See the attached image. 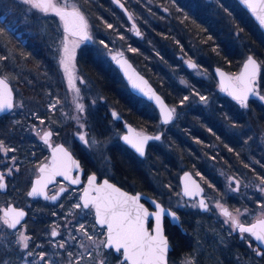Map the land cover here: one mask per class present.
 <instances>
[{
    "label": "trees",
    "instance_id": "1",
    "mask_svg": "<svg viewBox=\"0 0 264 264\" xmlns=\"http://www.w3.org/2000/svg\"><path fill=\"white\" fill-rule=\"evenodd\" d=\"M76 1L95 24L97 39L105 43L119 40L134 64L170 104L178 107L176 119L167 125L161 124L156 113L151 117L142 115L135 95L119 70L102 64L91 51L83 55L82 66L88 85L96 87L97 93L106 98V103L118 107L147 132L163 133L161 138L166 144L159 147L154 141L150 150L154 176L158 175L175 191L179 188L182 171L190 169L194 173H208L210 163L215 160L235 173L244 168V184L247 186L264 178V106L252 100L245 109L239 108L237 101L215 92L214 78L198 77L187 64L194 61L195 66L211 72L215 65L238 71L244 58L253 53L264 68V33L237 0H121L139 27L140 36L130 32L131 21L112 0ZM8 10L10 14H7ZM0 14L6 15V20H0V57L3 58L0 59V73L23 89L29 104L22 114L0 117V138L12 140L23 136L21 162L27 168L34 161L31 148L36 143L29 130L30 124H36L41 117L46 121L50 117L59 120L57 101L62 97L63 79L56 56L42 44L43 40L58 39L53 35L58 23L48 16L33 18L35 13H27L18 0H0ZM7 22L17 23L15 32L31 28L30 43L24 44L22 38L8 29ZM108 24L112 27H107ZM185 96L187 100H184ZM196 96L209 97V106L194 105ZM21 116L25 121L23 131L17 124L13 126L14 131H10L12 124L5 121ZM228 123L232 128L226 126ZM140 173L131 172V181L144 186V177ZM153 188L147 190L148 193L165 202ZM245 199L255 202L264 200V197L258 189L247 188ZM2 200L1 195L0 203ZM52 215L54 209L49 206L38 205L31 210L27 226L36 243H48L45 240L46 226ZM61 215L67 216L66 213ZM182 219L186 232L166 222V233L174 247L172 251H218L208 244L200 245L198 240L202 242V236H196L197 230L186 217ZM48 250L49 247L41 245L38 252L46 255L44 264H53ZM23 254L11 249L3 251L0 244V264H20ZM206 255L208 264H225L219 253L212 258L210 253Z\"/></svg>",
    "mask_w": 264,
    "mask_h": 264
},
{
    "label": "flooded vegetation",
    "instance_id": "2",
    "mask_svg": "<svg viewBox=\"0 0 264 264\" xmlns=\"http://www.w3.org/2000/svg\"><path fill=\"white\" fill-rule=\"evenodd\" d=\"M35 15L36 16L33 18L39 19V16L45 17L42 14L37 15V13H35ZM48 17L58 23V29L53 32V35L58 39L55 41L51 40L50 42L43 40L42 44L44 43L43 45L49 47V51L56 56V64L61 74L57 51L62 35L64 37L65 34L71 38L76 40L80 39L82 41H87L88 39H81L78 36H71L65 33L64 28L62 29L59 24L60 18L55 14L49 15ZM19 32L21 33L22 42L24 44L30 43L28 37L30 33L32 34V29H23ZM38 42L33 41L32 43ZM89 48L90 47L80 49L78 56L79 72L85 79L86 76L83 72L82 58L87 51L93 52L92 49ZM114 66L116 67L115 64ZM0 74L11 82L15 91L14 107L9 113L1 116L22 114L25 110V106H20L18 100L21 96L24 97L26 94H24L23 89L20 90V94L9 77L2 73ZM42 91L46 92L45 90ZM62 91H64V89H62ZM250 102H252V97L248 104ZM140 110H142V115H147L144 111L146 109ZM156 111L158 112L155 107V112ZM113 113L116 115L114 116ZM86 114V133H88V130L91 128L94 134L91 137L97 139L98 142H100V146H103L104 142L106 143L108 160L105 164H102L99 158L95 156L93 150L88 148L87 144L79 139L77 136V129H75L71 122H66L61 125L60 119L54 120L52 117H50L49 121L43 119L44 117L40 118L47 124V130L45 132L52 133L48 139V143H45L44 139L41 138L44 132L40 136H37L35 132L36 127L41 124L42 120L37 119L35 122L36 124H30L29 130L33 134L36 143L32 144L33 146L31 148V156L34 158V161L32 160L27 168H24L21 162V157H23L22 154L24 153V146L21 142L23 141V136L12 138V140L3 137L0 138V141L3 142L5 147L11 149V151L8 152L0 151V175H3V181L6 183V188L4 190L0 188V196L2 195L3 197L0 203V205H3L2 217L4 218L3 209L9 204H14L16 207L27 210L28 216L26 220L16 229L26 224V233L30 239L28 241L29 246L24 251L33 253V251H38L37 247L39 243L34 241L32 234L29 232L27 219L30 216L31 210H35L38 205L49 206L54 209V215L49 217L46 229L51 231V233L50 236L45 235V240L50 243V246L52 245L50 254L53 256V259L55 258L63 264H101V261H103V264H129L123 260L122 250L117 252L114 248H106L105 245L101 243V241H106V227L99 226L96 223L93 208L89 207L85 209L82 206L77 208L75 205H83L81 197L84 189L89 184L88 178L92 175L96 176L95 184L102 183L103 179L106 178L127 191L133 193L140 191L151 195L147 190L152 189L153 161L152 152L150 150L154 141L147 144L143 156L136 153L128 144L123 142L121 136L125 132L126 123H131L140 132L147 131H143V128L139 126L136 121L130 119V116L127 117L123 114L118 107L106 103V98L104 97H102L101 102L97 104L89 114L88 110H86ZM22 116L20 119L13 118L5 121L12 124L10 131H14L13 126L15 124L19 126L20 131H23L25 121L22 119ZM67 126H70L71 129L68 130L66 128ZM116 131L122 134L117 136L115 135ZM113 133L114 135L112 136L111 134ZM57 146L65 148L72 159L79 164V167L71 168L68 179L64 176L57 175L47 185L48 197L57 194L63 189L56 201L40 196H29L28 193L33 185L34 179L40 175V165L45 162H50L49 159L52 154L51 148L56 149ZM137 171H140V174L144 177V186L137 185L136 181H131L133 179H131L130 173H136ZM194 175L197 177L196 173H194ZM230 175L235 176L238 182L234 189L228 192L226 188L227 185L221 180L224 179L227 181ZM202 176V180L199 177L197 178L204 186L203 196L205 197L207 208L203 210L200 207L199 198L195 197L193 199H188L195 204V206L189 210L184 211L176 207L173 209L179 214L181 223L183 222L182 217H186V220L197 230L198 234L196 236H202V242L198 240L200 245L206 246V244H208L209 247L212 246L211 249H218V251H171L169 254V264H187L189 258L194 259L195 264H208V255H206V253H210L211 258L219 253L221 255L220 258L225 261V264H264V243L257 241L250 233H241L239 228L234 227L231 220L222 214V208L218 207V205H220L224 209H227L233 216H236L243 225H250L258 218L264 217V215H262L264 214V210L261 212V215H253L260 205L264 206V200L255 202L244 200V191L250 188V186H244V168H241L239 172L235 173L232 169L222 167L216 163L215 167L211 168L208 173H202ZM72 180L78 182L72 183ZM164 184L167 186L166 183ZM156 198L165 206H170L167 202H163L158 197ZM144 203L150 206L145 200ZM250 204L253 205L252 208L249 206ZM237 210L239 211L237 212ZM62 213H66L67 216L62 217ZM167 221L168 220H166V222ZM81 225H84L83 230H81ZM2 228L6 230L10 229L11 233H14L16 230L9 228L7 225H2L1 223L0 231H2ZM53 230L57 232V235H52ZM89 236L95 241L99 240V246L96 245L83 249L82 242L84 238H86V241L89 240ZM0 244L3 251H10V249L11 251L20 250L18 244L16 245L14 234L5 238H3L2 234ZM60 244H63L64 247H59ZM16 246L17 250H15ZM236 251L239 252L235 253ZM233 253H235V256ZM53 264L58 263L55 261Z\"/></svg>",
    "mask_w": 264,
    "mask_h": 264
},
{
    "label": "snow or ice",
    "instance_id": "3",
    "mask_svg": "<svg viewBox=\"0 0 264 264\" xmlns=\"http://www.w3.org/2000/svg\"><path fill=\"white\" fill-rule=\"evenodd\" d=\"M21 2L25 5H29L32 9L39 10L45 14L49 12L54 13L64 22L65 33L71 36H78L81 39L91 38L88 35L89 25L87 20L84 15H82L80 10L74 5L71 6V11H69L67 10L68 5L65 4L64 6H60L55 2V0H21ZM115 2L119 3V0H115ZM241 2L251 10L259 23L264 26V0H241ZM120 6L123 7V5ZM221 7L224 6L221 5ZM224 10L227 11V8ZM129 19H131V16ZM107 27L111 28L112 25L108 24ZM133 27H135V25ZM0 31H2V29H0ZM137 35H139L138 31ZM65 39H67V36ZM100 43L103 44L104 42L101 41ZM131 51H135V49H131ZM64 52L65 58L62 59L60 63L68 77L69 84L74 88L76 93L79 94L80 89L75 87V78L70 68L71 55L69 54V49L66 44ZM0 59L3 58L0 57ZM190 66L195 67L194 64H190ZM258 70L259 66L257 61L252 56H249L247 62L244 64V71L239 77L235 78L238 82V87L232 86L231 90H229V88L223 87L222 81V90L229 91V95H232L233 98L241 104V106L247 107L248 95L256 94L253 88V83ZM220 75L222 77L224 76L223 73H220ZM152 96H154L156 101L160 104L163 123L167 124L173 119L175 108H167L159 96H155L154 93H152ZM187 99L188 97L185 96L184 100ZM260 99L264 100V96H260ZM11 100V90L9 89L7 83L0 79V111L11 108L13 106ZM200 100L206 101L207 97L200 96ZM52 107H55V105H52ZM77 107L80 111L84 110L83 105H78ZM113 115L115 116L116 114L113 113ZM41 123H43V121H41ZM51 135V132H44L41 138L44 139L45 143H48V139ZM79 139L85 144L89 143L84 134H80ZM149 139L159 140L160 137L138 136L136 139L129 136L124 137L125 142L130 144L141 156L144 155L145 144ZM229 150L231 151V149ZM0 151L8 152L11 151V149L6 148L3 142L0 141ZM55 153L61 154L59 159H57ZM53 159V169L50 171L48 180H50L53 175H63L66 179H68L71 168L79 167V164L72 159L69 152L62 146H57L54 150ZM40 171L44 173L47 170L45 168H41ZM3 180V175H0V188L4 187ZM95 181V175L88 178L89 189L85 190L83 205L77 204L75 207L80 208L82 206L85 209L89 207L95 209L96 222L101 226H106L107 228L106 241H101V243H103L106 247H114L117 252L122 250L124 260L129 262V264H166V254L168 252L169 243L163 233L162 226V217L165 215V209L162 208L160 204H156L158 211L149 213L148 210L144 208L141 203H139V195L129 196L127 193L122 192L119 188L109 184L107 180H105L102 185L98 186L95 184ZM47 182L48 181L46 180L38 179L28 195H43L46 199L55 200L56 196L48 197L44 192ZM77 182L78 181L76 180H72V183ZM260 182L261 185H264V178H260ZM198 190L202 191V189ZM61 191H63V189H61ZM91 191H94L96 195H91ZM260 191L264 192V187H261ZM185 194H191L187 185L185 186ZM153 203H155V201H153ZM200 207L205 209L207 208V205L203 200L200 201ZM218 207L222 208V214L231 220L233 226L239 228L241 233H250L257 241L264 243V219H258L257 222L252 224L250 227H245L239 222L238 218L233 216L227 209H224L220 205H218ZM238 211L239 210H237V212ZM24 215L25 213L23 211H17L9 208L4 213L3 223L9 228L15 229L16 226L20 224ZM150 215L155 217V227L151 231L145 227V221ZM170 215L173 218H177L175 212L170 213ZM80 227L81 230H83L84 225H81ZM52 235H57V232L53 230ZM29 239L30 238L28 236L21 233L18 242L21 243L25 249H27L29 246ZM89 239H91L90 236ZM59 247L63 248L64 245L60 244ZM31 254L32 253L29 252V255ZM41 259H44V257L41 256ZM101 264H103V261H101ZM187 264H195V260L189 258Z\"/></svg>",
    "mask_w": 264,
    "mask_h": 264
},
{
    "label": "rangeland",
    "instance_id": "4",
    "mask_svg": "<svg viewBox=\"0 0 264 264\" xmlns=\"http://www.w3.org/2000/svg\"><path fill=\"white\" fill-rule=\"evenodd\" d=\"M22 6V8L29 13L30 15L33 13H37V15H43V16H49L52 15L54 13L49 12L47 14L36 10V9H32L29 5H25L21 2V0H18ZM55 2L60 5V6H64L65 4L68 5V8H71V6H75L77 7L85 16V19L88 22V35L91 37L90 39H88L87 41H82V40H76L74 38H71L67 35L64 34V37L62 35L61 40H60V45L57 51V56L59 61H61L62 59L65 58V52H64V47L65 44L67 45L68 49H69V54L71 55V59H70V68L72 70L73 76L75 78V87L80 89L79 94L76 93V91L74 90V88L69 84V80L68 77L64 71L63 66L60 65V69H61V75H62V79H63V87H64V92H62V97H59L58 100V117L61 121V125L63 123L66 122H71L73 124V126L75 127V129H77V136L79 137L80 134H84L86 139L89 141V143L87 144L88 148H90L91 150H93L95 156L97 158H99V160L101 161L102 164H105L107 162V148H106V143L104 142V147L100 146V142H98L97 139L91 137L93 134L92 129L90 128V130H88V133H86V119H87V114H86V110H88V114L90 113V111L95 108L97 106V104H99L101 102L102 99V94L101 93H97V91L95 90V88L91 87V85H88L87 79L83 78L80 75L79 72V65H78V56H79V52L80 49L82 48H88L92 49L93 54L100 59V61L102 62V64L106 65V66H110L111 68L115 67L114 64L112 63V55L118 51H122L123 48L121 47L120 41L119 40H111V42L109 43H103L101 44L100 40L97 39L96 36V26L95 24L92 22V20L89 18L88 14L84 11L83 7L79 6L78 1L76 0H55ZM10 14V11L8 10V13ZM0 20L4 21L6 20V15L5 14H0ZM59 24L61 25L62 29L64 28V22L60 19ZM7 27L9 30L11 31H17L16 27H17V23H13V22H7ZM129 30L131 33L134 32V27L131 26L129 27ZM17 36L21 37V33L20 32H15ZM67 36V39H65V37ZM106 45V46H105ZM188 65L190 64H194L196 65V63L194 61H188L187 63ZM0 66H2L0 64ZM191 72L195 75H197L198 77H202L205 78L207 80H211L212 78L215 79L216 81V86H215V92L221 94V95H227L226 93L222 92L218 82L216 80V77L214 75L213 72L208 71L203 69L200 66H195V67H188ZM240 70V69H239ZM238 71H229L230 74L232 75V77L235 79L238 76ZM264 70L263 65L261 64V72L259 74V76L256 78L255 80V95H252V100L255 103H258L262 106H264V100L260 99V96H264V80L262 79V71ZM15 71V70H14ZM16 72V71H15ZM83 81V82H82ZM128 86V85H127ZM15 88L19 91V93L21 94V88L19 85H15ZM20 88V89H19ZM129 88V87H128ZM130 90V89H129ZM132 93V92H131ZM228 96V95H227ZM230 97V96H229ZM231 98V97H230ZM27 97L26 96H21L19 98V103L20 106L23 105L25 106V108L29 107V104L27 102ZM135 100H136V104L139 108L141 109H146L144 110L147 113V117H151L152 115H154V113H156L158 115V112H155V107L153 106L152 103L148 102L147 100H144L140 97L135 96ZM195 103L196 104H200L201 106H205L208 107L209 106V101L210 98L207 97L206 101H201L200 97L196 96L195 97ZM234 100V99H233ZM237 101V100H235ZM238 102V101H237ZM238 107L239 108H246L241 106V104L238 102ZM28 105V106H27ZM78 105H83L84 106V110L80 111L79 108L77 107ZM173 108H175V115H174V119H176L177 114H178V107L177 105H172L170 104ZM38 109H42L41 107H37ZM43 121V119H40ZM158 120L159 119V115H158ZM47 124L43 121V123H41L40 125H38L36 127V135L40 136L43 132H45L47 130ZM90 125V123H89ZM228 125L229 128L231 127V124H226V126ZM230 125V126H229ZM68 130L71 129L70 126L66 127ZM143 131H146L145 129H142ZM122 133L116 131L115 135L120 136ZM112 136L114 135L111 134ZM260 140V139H259ZM165 139H160V140H156L157 144L159 147H163L166 142ZM263 141V140H260ZM162 142H164V144H162ZM104 162V163H103ZM216 166V162L215 160L212 162V164L210 163V166L208 167V171ZM197 177H199L201 180L203 179L202 173L198 172L196 173ZM221 181L224 182V184H226V188L229 191H232V189H234V187L236 186L238 180L236 179L235 176L230 175L226 180L222 179ZM250 185V189H258L259 193H261V196L264 197V192L260 191L261 187H264V185H261L260 180L258 181H252ZM152 186L154 187V191L159 195V197L161 196V198H163L165 200V202H167L170 207L172 208H179L182 209L184 211L189 210L190 208L194 207L195 204L191 201H189L188 199L184 198L181 195L180 192V186L177 190L172 191L168 186H166L164 184V182L160 179V177L158 175L154 176V174H152ZM245 186V184H244ZM2 208L3 205H0V224L2 223V225H5L3 223V214H2ZM264 210V206L258 207L257 211L255 212V214L253 215H261V212ZM264 215V214H262ZM23 233L24 235L28 236L26 233V224H23L22 226H20L18 229H16L14 231V233H11V230L8 229H4L2 228V231H0V238H2V234H3V238L7 237V236H11V234H14L15 237V242L16 245L18 244L20 250L24 253L23 257H22V261L20 264H44V259H41V256H43L45 258V254L42 251H33V253L31 255H29L30 251H24L25 248L23 247V245L21 243H19V237L20 234ZM51 231L47 230L46 232V236H50ZM86 238H84V241L82 242V248H88V247H94V246H99V240H93L92 238L89 240H85ZM90 241V242H89ZM91 243V245H90ZM44 245L46 246V248L49 247L50 251V243L48 242L47 244L44 243H40L38 245V249H40V246ZM15 250H17V246L15 247ZM17 250V251H20ZM50 257V258H49ZM49 260L52 261L53 263L56 261L58 264H63L62 262H60L59 260H56L55 258L53 259V256H51V254L49 255ZM52 258V259H51ZM5 264V263H4ZM70 264V263H68ZM73 264V263H72Z\"/></svg>",
    "mask_w": 264,
    "mask_h": 264
},
{
    "label": "water",
    "instance_id": "5",
    "mask_svg": "<svg viewBox=\"0 0 264 264\" xmlns=\"http://www.w3.org/2000/svg\"><path fill=\"white\" fill-rule=\"evenodd\" d=\"M239 2V4L249 13V15L251 16V18L254 20V22L258 25V27L261 29V31L264 33V26H262L259 21L256 19V16L251 12V10L244 4L241 2V0H237ZM113 2L115 3L116 6H118L120 9L124 10L127 14L128 17H130L129 13L127 12L126 10V7L125 5L123 4V2L121 0H119V3H116L115 0H113ZM120 5H123V7H121ZM67 10L71 11V8H68ZM131 22H132V18L130 19ZM136 35H137V32H136ZM137 36H140V33L139 35ZM249 56H252L256 61H257V64L259 66V70L257 72V75L255 77V80L256 78L259 76L260 72H261V62L260 60L253 54V53H250L248 54L243 62H242V65L240 67V70H239V73H238V76L239 77L241 75V73L244 71V64L247 62V59ZM126 61V63H125ZM113 62L114 64L116 65L117 69L119 70L120 74L122 75L123 79L125 80V82L127 83L130 91L132 93H134L135 95L139 96V97H142L144 99H146L147 101L151 102L155 107L156 109L158 110L159 112V115H160V118H161V123L162 125H167V124H170L173 122L174 120V115H173V119L168 122L167 124L163 123V117H162V113H161V107H160V104L156 101V99L154 98V96H152V93L155 94V96H159L160 99L163 101L164 105L167 106V108L169 109H172L173 107L170 105V103L165 99V97L157 90V88L153 85V83L150 81V79L145 75L143 74L139 69L138 67L134 64V62L131 60L130 57H128V55L125 53V52H117L115 54H113ZM219 70V71H217ZM213 72L217 78V81H218V84H219V87L221 89L222 92L226 93L228 96H230L232 99L233 96L232 95H229V91H224L222 90V81H223V87L225 88H229V90H231V87L232 86H236L238 87V82L232 77V75L230 74V72L223 66L221 65H218V66H215L213 68ZM220 73H223L224 76L222 77L220 75ZM0 79L4 80L9 89L11 90V96H12V107L9 108V109H5L4 111H0V116L1 115H4V114H7L9 113L12 108L14 107V101H15V91H14V88H13V85L11 84V82L5 78L4 76H2L0 74ZM255 80H254V83H255ZM253 83V88H254V91H255V84ZM134 85H138V86H134ZM150 90V91H149ZM253 94H249L248 95V99H247V104L250 100V98L252 97ZM236 100V99H234ZM162 132H158V133H152V132H140L139 130L136 129V127L134 125H132L131 123H126L125 124V132L122 134L121 138H122V141L125 142L124 140V137L125 136H129L133 139H136L139 137H143V136H147V137H156V136H159L160 139L162 137ZM159 139V140H160ZM156 139H149L147 141V143L145 144V150H146V146L149 142L151 141H155ZM126 143V142H125ZM128 144V143H126ZM135 152L136 150L130 145L128 144ZM54 150L53 148H51V156H50V159L49 161L50 162H45V163H42L39 167V171L41 168H45L47 171L42 173L40 171V175L37 176L34 181H33V185L31 186L29 192L32 190L33 186L35 185L36 181L38 179H43V180H46L48 181L46 183V186L44 188V192L46 193L47 195V185L51 182L52 179L55 178V176L57 175H53L51 176V179L48 180V176L50 174V171L53 169V163H54ZM138 153V152H136ZM139 154V153H138ZM144 154H145V151H144ZM57 159L60 158V155L59 153H55ZM140 155V154H139ZM187 174V175H186ZM63 176V175H61ZM107 180L109 184H112L114 185L116 188H119L122 192L124 193H127L129 196H135V195H139L140 196V201L139 203H141L144 208H146L148 210L149 213H153L155 211H158V209L156 208V204H160L162 208L165 209V215L162 217V226H163V233L165 235V237L167 238L168 240V243H169V248H168V252L166 254V264H169V254L170 252L172 251L173 249V245L172 243L170 242L169 240V236L167 235L166 233V220H168L171 224L173 225H176L178 226L183 232L186 231L185 227L182 225L181 223V220H180V217H179V214L177 213L176 210H174L173 208H171L170 206H165L160 200H158L156 197H153L149 194H146V193H142L140 191L138 192H130V191H127L125 189H123L122 187L114 184L113 182L109 181L108 179H103L102 183L100 184H96L97 186L98 185H102L103 182ZM4 183V187L1 188L2 190H4L6 188V183L5 181H3ZM179 183H180V186H181V194L187 198V199H193L195 197H198L199 200H203L205 202V197L203 196V193H204V186L202 185L201 181L194 175V173L192 172V170L190 169H186L184 170L183 172H181V174L179 175ZM187 185L189 191L191 192L190 195H186L185 194V186ZM198 186V188H197ZM86 189H89V184L86 186V188L84 189L83 191V194H82V197H81V201L83 203V196H84V193H85V190ZM198 189H202V191L198 190ZM61 194V191H59L57 194H54L53 196H56V199L55 200H52V201H56L57 200V197ZM91 195L95 196L96 193L94 191H91L90 192ZM44 197L43 195H37V196H32V197ZM144 200L146 202L149 203L150 206H148L147 204L144 203ZM153 201H155V203H153ZM9 208H12V209H15L17 211H23L25 213L24 217L21 219L20 221V224H22L27 216H28V212L26 209L24 208H21V207H16L14 206V204H9L7 207H5L3 209V213H5ZM203 210L205 208H202ZM94 210V215H95V209L93 208ZM172 212H175L176 213V217L178 218H173L170 213ZM258 219H264V217L262 218H258ZM257 219V220H258ZM257 220H255L253 223H251L250 225H244L245 227H250L252 224L256 223ZM95 221H96V216H95ZM97 223V222H96ZM18 224L16 226V228L20 225ZM98 224V223H97ZM99 225V224H98ZM101 226V225H99ZM106 227V226H105ZM145 227L149 229V231H151L154 227H155V217L154 216H149L148 219L145 221ZM15 228V229H16ZM13 229V228H12ZM106 236H107V228H106ZM262 243V242H261ZM264 245V244H263ZM106 247V246H105ZM106 248H114V247H106ZM115 249V248H114ZM123 260H124V256H123ZM129 263V262H128Z\"/></svg>",
    "mask_w": 264,
    "mask_h": 264
},
{
    "label": "bare ground",
    "instance_id": "6",
    "mask_svg": "<svg viewBox=\"0 0 264 264\" xmlns=\"http://www.w3.org/2000/svg\"><path fill=\"white\" fill-rule=\"evenodd\" d=\"M113 1V0H112ZM115 4V3H114ZM124 4V3H123ZM118 7V6H117ZM126 7V6H125ZM119 8V7H118ZM126 10H127V12L129 13V15L131 16V18H132V26H134L135 25V27H134V33L136 34V32L138 31L139 33H140V35H141V31H140V29H139V27L137 26V24H136V22L134 21V19H133V17H132V15H131V13L129 12V10L126 8ZM124 11V10H123ZM81 12V11H80ZM82 13V12H81ZM124 13H125V15L127 16V14H126V12L124 11ZM83 15V14H82ZM127 18L129 19V17L127 16ZM129 21H131L130 19H129ZM19 32V31H18ZM137 36V35H136ZM21 38V37H20ZM118 52H124L123 50L122 51H118ZM117 53V52H116ZM115 54V53H114ZM112 63L114 64V62H113V55H112ZM215 66H218V65H215ZM214 66V67H215ZM213 67V68H214ZM224 67V66H223ZM139 69V68H138ZM140 70V69H139ZM141 71V70H140ZM142 72V71H141ZM143 73V72H142ZM214 73V72H213ZM144 74V73H143ZM215 75V74H214ZM216 77V76H215ZM216 80H217V78H216ZM218 82V81H217ZM127 84V83H126ZM154 85V84H153ZM219 85V84H218ZM64 86V85H63ZM155 86V85H154ZM156 87V86H155ZM63 89H64V87H63ZM158 90V89H157ZM159 91V90H158ZM64 92V91H63ZM160 92V91H159ZM133 95H135L134 93H132ZM135 96H137V95H135ZM105 98V97H104ZM109 105H112V104H110V103H108ZM127 105H130L131 106V104H127ZM161 119V118H160ZM162 139V138H161Z\"/></svg>",
    "mask_w": 264,
    "mask_h": 264
}]
</instances>
